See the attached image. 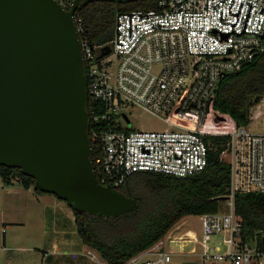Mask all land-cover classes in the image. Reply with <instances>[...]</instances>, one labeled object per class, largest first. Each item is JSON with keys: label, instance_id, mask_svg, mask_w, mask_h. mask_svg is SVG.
<instances>
[{"label": "built area", "instance_id": "2783aa9c", "mask_svg": "<svg viewBox=\"0 0 264 264\" xmlns=\"http://www.w3.org/2000/svg\"><path fill=\"white\" fill-rule=\"evenodd\" d=\"M54 1L70 10L75 0ZM77 9L72 18L87 103H94L88 110L92 172L101 186L120 189L140 171L180 178L200 173L211 138L227 137L219 153L229 166L226 210L198 216L199 239L189 230L185 239L167 234L123 264H170L169 244L177 241L195 243L188 254H196L198 264H264V235L243 239L233 203L237 193H264V133L235 124L224 132L205 126L207 115L215 116L221 80L264 49V0H155L152 9L115 16L107 54L89 44ZM131 108L159 117L166 127L128 128L124 111ZM218 235L221 240L211 243Z\"/></svg>", "mask_w": 264, "mask_h": 264}, {"label": "water", "instance_id": "95a60500", "mask_svg": "<svg viewBox=\"0 0 264 264\" xmlns=\"http://www.w3.org/2000/svg\"><path fill=\"white\" fill-rule=\"evenodd\" d=\"M91 1L64 10L54 0H0V165L19 168L76 211L115 218L137 202L92 172L87 78L72 18Z\"/></svg>", "mask_w": 264, "mask_h": 264}, {"label": "trees", "instance_id": "16d2710c", "mask_svg": "<svg viewBox=\"0 0 264 264\" xmlns=\"http://www.w3.org/2000/svg\"><path fill=\"white\" fill-rule=\"evenodd\" d=\"M154 4L155 0H96L83 4L77 9L82 18L83 35L91 46L107 54L115 16L136 9H152ZM262 42L264 48V36ZM261 98H264V49L239 71L221 80L213 96L212 109L216 119L222 116L235 125L246 126L251 107ZM88 110H94V103L89 102ZM226 141L227 137L211 138L213 147L200 173L183 178L147 171L134 173L123 186L124 193L137 202L131 212L110 218L76 211L69 205L82 242L96 250L107 264H123L166 236L181 219L217 212L223 202L220 197L227 195L229 183L228 163L219 159ZM15 176L22 187H33L34 191L43 193L33 178L19 168L0 165L2 184H10ZM233 203L243 239L264 235V193H237Z\"/></svg>", "mask_w": 264, "mask_h": 264}, {"label": "crops", "instance_id": "0c3cea01", "mask_svg": "<svg viewBox=\"0 0 264 264\" xmlns=\"http://www.w3.org/2000/svg\"><path fill=\"white\" fill-rule=\"evenodd\" d=\"M0 225L10 230H0V264H107L78 236L66 202L19 181L0 183Z\"/></svg>", "mask_w": 264, "mask_h": 264}, {"label": "rangeland", "instance_id": "374dc122", "mask_svg": "<svg viewBox=\"0 0 264 264\" xmlns=\"http://www.w3.org/2000/svg\"><path fill=\"white\" fill-rule=\"evenodd\" d=\"M126 114L128 121V128H132L134 130H144V131H152V130H162L166 127V124L162 119L157 116L151 115L149 113L144 112L139 108H131L124 111ZM234 123L227 119L218 120L215 118L213 113H209L207 115V120L205 126L209 130H216L220 132L230 131ZM248 131L255 133H264V100H260L258 104H255L250 109V121L245 126ZM225 203L221 202L219 204V209L221 211L226 210ZM7 225H0V230L5 228L6 233L9 234L10 230ZM190 231L195 234L196 238L199 239V230H200V220L198 216H187L184 219H181L177 222L169 231L168 236L170 238H178L180 235L185 233L186 231ZM166 234V235H167ZM0 235H2L0 231ZM183 239L187 237H182ZM221 240V236L212 237L211 243H216ZM182 244V246H181ZM195 245L194 242H186L182 243L177 241L176 243L169 244V248L174 252L172 256L170 264H181L185 261H199V257L196 254H188V251ZM206 264V263H199ZM215 264H225L222 262H217Z\"/></svg>", "mask_w": 264, "mask_h": 264}, {"label": "flooded vegetation", "instance_id": "af4514ba", "mask_svg": "<svg viewBox=\"0 0 264 264\" xmlns=\"http://www.w3.org/2000/svg\"><path fill=\"white\" fill-rule=\"evenodd\" d=\"M118 190H120V191H122V192H125V187H121V188L118 189Z\"/></svg>", "mask_w": 264, "mask_h": 264}, {"label": "bare ground", "instance_id": "6f19581e", "mask_svg": "<svg viewBox=\"0 0 264 264\" xmlns=\"http://www.w3.org/2000/svg\"><path fill=\"white\" fill-rule=\"evenodd\" d=\"M191 234H193V233L191 232Z\"/></svg>", "mask_w": 264, "mask_h": 264}]
</instances>
